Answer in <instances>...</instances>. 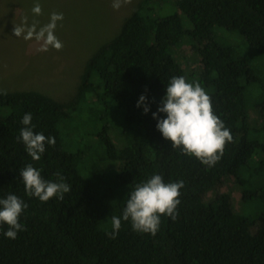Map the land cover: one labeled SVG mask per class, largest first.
<instances>
[{
  "label": "trees",
  "instance_id": "1",
  "mask_svg": "<svg viewBox=\"0 0 264 264\" xmlns=\"http://www.w3.org/2000/svg\"><path fill=\"white\" fill-rule=\"evenodd\" d=\"M165 1L176 12L153 15ZM214 27L241 38L221 44ZM182 43L197 58L196 69L176 59L173 48ZM172 76L199 82L231 131L232 142L211 168L173 149L155 127L152 113ZM100 85L99 97L88 98L99 111L90 106L86 129L76 127L71 132L77 137L64 140L60 124L85 92ZM6 92L0 95V199L14 194L28 207L20 216L25 230L15 239L5 237L7 225H0V264H264V140L250 138L248 113L256 108L257 131L264 135V0H140L117 34L87 58L74 99L61 102L33 89ZM141 95L147 114L137 107ZM28 112L33 131L56 141L45 144L39 161L18 139ZM27 164L50 181L60 172L71 191L63 201L28 196L19 176ZM245 166L260 172L263 184L256 221L236 211L231 191L216 192L224 180L241 183ZM153 174L165 183L184 181L177 218L161 216L155 236L122 220L110 238L111 217L122 216L129 193ZM239 191V201L253 196Z\"/></svg>",
  "mask_w": 264,
  "mask_h": 264
},
{
  "label": "rangeland",
  "instance_id": "2",
  "mask_svg": "<svg viewBox=\"0 0 264 264\" xmlns=\"http://www.w3.org/2000/svg\"><path fill=\"white\" fill-rule=\"evenodd\" d=\"M139 1L128 0L125 3L121 0V7L116 10L112 7L113 0H0V89L6 91L33 89L61 102L74 99L87 58L101 44L117 34L123 20L131 14ZM36 2L42 8V15H34L31 11ZM167 2L156 8L152 12L153 15L176 12L175 7L168 5ZM53 12L63 13V20L57 22L55 29V35L63 43L62 50L57 51L49 47L48 51H38L40 45L34 39L24 40L23 37L14 36L13 28L21 24L23 17H27L28 25L34 21L38 22L39 30L49 22L50 14ZM179 16L184 26L191 27L182 14ZM212 33L221 44L231 43L233 36L241 38L235 31H228L222 27H214ZM174 49L179 62L187 65L189 70L197 68V58L187 44L182 43ZM100 90L101 85L100 89L95 87L93 91L85 92V98L70 111L68 121L60 124L64 140H68L69 136L77 137V132H71L72 129L76 127L86 129L85 123L89 120L88 117H91L90 106L95 113L99 111V108H94L98 106L97 101L88 98L93 95L99 97ZM248 96L247 92V99ZM255 97L253 94L250 96L253 99ZM255 109L252 106L248 110L250 138L261 142L264 135L257 131ZM109 118L113 122L116 120L111 113ZM80 119L83 121L85 119L86 122ZM89 124L88 128L92 127V123ZM255 153L256 151L253 154ZM247 162L248 165H253V162ZM250 166H245V178L241 183L234 185L231 181L224 180L216 192L231 191L234 204L238 206L236 211L256 221L263 209V203L256 195L260 193L263 184L260 185V176L257 175L260 172L255 173L256 170ZM239 189H247L253 196L247 201H239Z\"/></svg>",
  "mask_w": 264,
  "mask_h": 264
},
{
  "label": "clouds",
  "instance_id": "3",
  "mask_svg": "<svg viewBox=\"0 0 264 264\" xmlns=\"http://www.w3.org/2000/svg\"><path fill=\"white\" fill-rule=\"evenodd\" d=\"M128 2V0H123ZM113 9L121 7V0H113ZM34 15H42V8L36 2L32 8ZM63 20V13L53 12L49 22L37 30V23L27 24V17L22 18L20 25L14 26L15 37L24 40H35L40 47L38 51H48L49 47L60 51L63 43L55 35L58 21ZM0 95H7L6 90H0ZM137 107L143 108L147 114L150 106L146 97L141 95ZM159 114H164L163 118ZM156 129L161 136L170 141L173 149H179L183 155L195 157L202 165L213 167L223 156L226 145L233 140L230 129L214 112L211 97L197 81L189 82L184 76H172L166 84L164 96L160 99L156 112L152 113ZM31 112L25 113L21 123L25 127L19 132V141L25 146L29 157L39 161L45 152V144L54 146L55 137L34 132L31 124ZM56 181L46 180L41 171L25 165L19 171L25 192L30 197L47 202L55 197L63 201L65 194L71 191V186L65 182L60 172L54 173ZM184 181L165 183L162 175L153 174L149 179L135 185L129 193L122 216H112V231L106 233L115 238L121 228V221H130L134 231L156 235L160 228L161 216L175 220L180 204V190ZM28 205L14 194L0 199V225H7L4 236L15 239L18 232L25 230L20 223V216Z\"/></svg>",
  "mask_w": 264,
  "mask_h": 264
}]
</instances>
